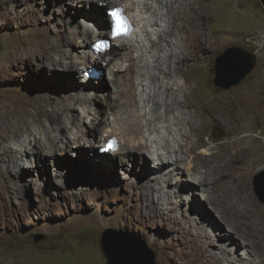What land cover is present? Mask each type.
<instances>
[{
  "label": "rangeland",
  "instance_id": "rangeland-1",
  "mask_svg": "<svg viewBox=\"0 0 264 264\" xmlns=\"http://www.w3.org/2000/svg\"><path fill=\"white\" fill-rule=\"evenodd\" d=\"M114 1L131 10L136 32L111 61L107 54L96 64L86 63L82 47L90 51L92 27L99 35L108 31L99 22ZM209 5L210 37L196 50L182 39L181 21L168 11L180 6L188 12L185 0H0V116L26 111L24 125L0 135V152L10 150V156H0V264H107L100 245L107 228L146 241L155 264H264V203L254 188L256 175L264 171V7L260 0H211ZM74 32L80 35L68 46L64 40ZM174 33L179 46L173 44ZM234 46L255 53L256 60L236 85L222 88L214 84L216 61ZM59 49L67 57L50 65L48 58H58ZM183 50L191 55L186 66L194 77L193 103L215 100L224 108L219 118L192 107L175 119L176 108L165 112L163 105L154 106L164 98L162 80L154 77L156 58L165 66L170 53L182 56ZM71 59L75 64L68 67ZM130 63H135L131 89ZM91 65L101 67L93 80L85 72ZM163 79L165 85L184 83L175 71ZM120 89L134 91V98ZM137 123L140 132L133 134L128 125L137 128ZM77 125L90 133L80 147ZM107 129H116L122 144H147V160L137 148L133 155L117 153L119 162L105 165L114 157L98 152ZM185 132L193 151L185 148ZM243 133L251 145L255 139L262 143L246 151L245 160L256 159L251 171L244 160L229 164L227 190V183L222 189L215 181V171L216 179L207 173L205 183L193 182L203 178L211 164L206 158L218 144ZM34 135L45 149L49 140L58 148L65 145V152L35 151L32 157ZM94 138L98 141L91 146ZM179 148L182 152H175ZM157 156L170 162L158 167ZM8 166L15 169L10 175ZM241 176L245 190L236 189ZM248 192L255 205L251 212L244 210ZM38 234L43 237L35 241Z\"/></svg>",
  "mask_w": 264,
  "mask_h": 264
},
{
  "label": "bare ground",
  "instance_id": "bare-ground-1",
  "mask_svg": "<svg viewBox=\"0 0 264 264\" xmlns=\"http://www.w3.org/2000/svg\"><path fill=\"white\" fill-rule=\"evenodd\" d=\"M100 1L105 2L106 0H100ZM195 1H196L197 5H195ZM195 1L194 0H192V1L191 0H185L186 5L188 7V12L181 10L179 8L180 6H176V8L171 7L168 9V11H171V14L174 18L179 19L181 21V23L179 25V31L184 32V37L183 38L181 37V38L186 40V42H187L186 44H188V41H189L188 45L195 47L197 50L198 49L197 47L204 48L205 47L204 45L207 43V41L210 37L208 31L206 30L205 22L209 18L210 13L212 12V9L209 5L211 0H195ZM175 2H173V3H175ZM260 2L263 5L262 0H260ZM111 4L122 5L124 7V9L126 10L125 11L126 14L128 16H131L132 20L135 22L136 18L133 17L131 10H129L126 7L124 2L116 3V1H114V2H111ZM167 5H168V3H167ZM111 6L106 7L105 10H108L109 8H111ZM263 7H264V5H263ZM87 15L90 16L91 18H93L92 17L93 15H90L89 13H87ZM84 18H86V17H84ZM99 23L103 28H105L107 25H108V27L110 26L108 16H106L105 19L102 16V20ZM132 25H133V28H132L130 33H128L126 35H122L121 37L117 36V38L114 39L115 41H120V42L124 41V43H121L117 47H114L115 45L113 43H111L109 51H106L103 54V56L107 55V54L110 55V58H109L110 61L112 59H114V57L118 56L117 55L118 50L121 49L122 46L125 45V41H129L132 38L133 34L136 32V28L134 26V23ZM135 25H136V23H135ZM72 33H70L71 35L69 34L68 36H66V38L64 40L65 44H67L68 46L73 45L74 41L76 40L78 35H80V32H74L73 35H72ZM91 33H93L95 35V38L100 36L97 28H95V27H92ZM83 35L86 36V34H83ZM174 36L177 40V43L174 42L173 44L176 46H179V40H178L180 38L179 33H174ZM170 43H171V41H167V44H170ZM181 43L182 42L180 41V44ZM181 48H183V47H181ZM110 51H112V52H110ZM81 52H83L82 57L84 58L86 63H89V64L95 63L96 64V60L99 57L98 58L92 57V59L90 60V57H89L90 51H88L86 48H83V47H82ZM181 53H182V56H177L176 53H170L171 55L169 57V62H165V64H166L165 66H163L162 63L159 62L158 58H156L157 63L154 64V68L156 70V72L154 71V77L157 79L158 83H159V80H162L159 83V87H160V89H162V93L164 95V98H163V101H161V102L160 101H154V106L159 105V104L163 105L165 112H167L170 109L176 108L177 114L174 115L175 119H178V117L184 115L186 113L185 111L190 110L192 107L197 109V111H202L203 113L210 114L213 118H216V117L219 118V116H221L224 113V108L222 106H220L215 100L214 101L210 100L207 102H195V103H193V101L191 99V92L194 90V82H193L194 77H193L192 73L187 71L188 66H186L187 61L189 60L191 55L188 52H186V50L181 51ZM66 57H67L66 51L64 49H59L58 50V58H53L51 56L48 58V63L50 65H55L57 63L63 64L62 59L66 58ZM173 57H175V59L177 58L174 61V64H172V62L170 61L171 58L173 59ZM73 64H75V62L71 59L70 61H68L67 66L69 67ZM134 64L130 63L129 68L127 67V69L129 70V77L127 78V87L130 89L133 88V86H134V80L132 77ZM63 66H66V65H63ZM83 66H85V65H83ZM97 68H95L94 71L85 70V72L87 71V73H88L87 78H91V80H93L92 77L96 78L99 75H101V67H97ZM172 71H175L178 75H181L183 77V81H184L183 84L181 82L175 80L173 82V84L165 85L163 78L171 75ZM75 77H76V75H75ZM124 80H125V78H124ZM76 82L78 83V81H76ZM133 92L128 91V90L127 91H121V89H120V91L118 93H120V94L124 93V95H126V96L128 95L129 99H130V97L134 98V97H132V96H134V95H132ZM179 93H180L181 97H180ZM78 100H80L81 102L90 103L89 100L85 99V98H78ZM130 103H132V102H130ZM125 106H127V104ZM153 112L155 113L154 109H153ZM128 114H129V112H128ZM191 114L192 113L187 115L186 118H187V123L189 124L190 129L192 130L193 126H194V121L192 120V118H189ZM158 117H164L165 121L169 120L167 115H161V116L159 115ZM52 120L55 121L56 117H54ZM25 123H26V111H23V110H19L17 112V115L12 116V118H5V117L0 116V135L2 132H5V133L15 132ZM175 123H177V121H175ZM136 125H138L137 128H136V126L134 128V127H131L130 125H128L130 132L133 134L140 132L139 128L141 125H139L138 123ZM109 127H110V125H109ZM76 128L78 129V133L79 132H81V133L78 134L77 138H75V142H79L81 138L87 139V137H85V136L90 134V133L88 131H86V129H83V128L79 127L78 125ZM106 131H109V134L105 138L110 136V137H112L113 141L109 145H106L103 148V150H102L103 155H105V154L112 155L113 154L114 157H112L113 159L111 161H107V162L104 161L105 165H109L112 163H118L119 161L117 159V153H120V154H122V156L124 155V157H125V156H127V154L131 153V155H133V153H135V151H139L137 148L142 149V150H140V155L144 156L145 161L147 160V153H146L147 150L146 151L143 150V146L146 149L149 148L147 144H145V145L139 144L137 146L136 145L131 146L127 143L128 145H125V144H122L123 142L121 140V136H119L117 134L116 129H114V130L107 129ZM114 134L118 136L117 139L113 138L114 136H112V135H114ZM185 135L187 137V142L185 144V148L189 151L195 150L194 143H192L191 140L189 141L190 134L185 132L184 136ZM245 135L246 134L243 133V136L241 138L235 137V138H233V140L229 141L225 145L218 144L216 146V151L212 152L206 158L208 161L211 162V164L205 165L206 169L203 173L204 174L203 178L199 179V180L193 179V182H195L196 184L205 183V178H206L207 173H210L211 176H214V173L212 171H215L216 175L218 176V179L215 178L216 175L214 176V179H216L215 181L218 182L219 186L221 185L222 189H223L222 184L227 183V185H225V187H224L227 190L230 188V184H229V180H228V178H229V171H228L229 164L235 163L236 161H239V160H242V161L244 160V166L247 168V172L251 171L253 164L255 163L254 161L256 159H254L251 156V158L248 157V159L245 160L244 157H245L246 151L247 150H250V152H251V150L254 151V148L260 147L262 145V143L257 141V139H255V143L253 145H251V143L249 142V139L246 138ZM101 140H103V137ZM97 141L98 140L95 139L94 142H91V146H94V144ZM48 143H49V145L45 149L41 145H38L39 144V138L36 135H34V138L32 140H29L31 156L33 157V155H35V153H34L35 151L39 152V153H40V151L52 152V154L55 153L56 149L58 148L57 142H50L48 140ZM80 143H81V141L79 143H77L76 145L78 147H80L79 146ZM41 147H42V149L40 150ZM59 147H60V148H58L59 152H62V153H63V151L65 152V150H66L65 145L62 147L61 146H59ZM27 150H28V148H27ZM23 151H24V153H26L25 147H24ZM149 151H150V149H149ZM9 152H10V150L3 149L0 152V156L1 157L10 156ZM111 152H113V153H111ZM175 152H177V153L182 152V148L175 150ZM142 156H140V157H142ZM157 159H158L157 162L159 163L158 167H161L165 163L170 162V160L168 158H164L162 156H157ZM196 168H198V167H196ZM184 169H185V171H188L191 169V167L189 166V167L184 168ZM14 171H15L14 167H9V166L7 167V173L9 175ZM215 181H214V183H215ZM236 189L237 190L247 189V181H246V179H244L243 176L236 178ZM243 199L245 201V206H244L245 209L244 210L246 212L247 211L251 212L250 210L252 209V206L255 207V205L251 199L249 192L244 195Z\"/></svg>",
  "mask_w": 264,
  "mask_h": 264
},
{
  "label": "water",
  "instance_id": "water-1",
  "mask_svg": "<svg viewBox=\"0 0 264 264\" xmlns=\"http://www.w3.org/2000/svg\"><path fill=\"white\" fill-rule=\"evenodd\" d=\"M264 5V0H262ZM256 54L238 46L230 47L221 55V60L216 61V76L214 84L222 88L236 85L254 66ZM229 69V73L226 70ZM229 78L226 81V78ZM254 188L260 201L264 203V171L257 174ZM42 234L34 236L39 240ZM136 238L123 231L105 229L101 234V249L107 264H155L154 252L146 241H132Z\"/></svg>",
  "mask_w": 264,
  "mask_h": 264
},
{
  "label": "clouds",
  "instance_id": "clouds-1",
  "mask_svg": "<svg viewBox=\"0 0 264 264\" xmlns=\"http://www.w3.org/2000/svg\"><path fill=\"white\" fill-rule=\"evenodd\" d=\"M117 5H120V4H117ZM117 5H112L111 7H114V6H117ZM122 6V5H121ZM123 7V6H122ZM123 9H124V7H123ZM108 10H105V12H106V15L107 16H109L108 15V12H107ZM124 11H126L125 9H124ZM108 19H109V17H108ZM109 22H110V19H109ZM110 30H111V27L109 26L108 27V31L106 32H104L102 35H100L99 37H97V38H94L93 39V41L91 42V45H90V48H89V50H90V54H91V58L92 57H95V58H98V57H101V56H103V54L106 52V51H109V49H110V47H109V49H105V50H103V51H100V52H98V53H95L94 51H93V49H92V44L96 41V40H98V39H101V38H103V37H106V38H108L109 39V41L111 42V43H113L114 45H115V38H117V37H110ZM122 35H120V36H118V37H121ZM111 45V44H110ZM91 67L92 68H97L96 67V65H91ZM90 67V68H91ZM112 136H114L113 138H115V139H117V136L116 135H112ZM113 141V139H112V137H107V138H103V140H102V144H101V146L98 148V152L100 153V154H103V148L106 146V144H107V142H109V143H111ZM111 153H113V152H111Z\"/></svg>",
  "mask_w": 264,
  "mask_h": 264
},
{
  "label": "snow or ice",
  "instance_id": "snow-or-ice-1",
  "mask_svg": "<svg viewBox=\"0 0 264 264\" xmlns=\"http://www.w3.org/2000/svg\"><path fill=\"white\" fill-rule=\"evenodd\" d=\"M111 16L114 18V34L116 36L128 34L129 23L126 18L121 14V10L116 9L112 11Z\"/></svg>",
  "mask_w": 264,
  "mask_h": 264
}]
</instances>
